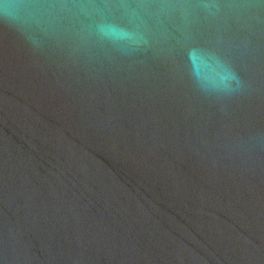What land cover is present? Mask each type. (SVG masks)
<instances>
[{"label":"water","instance_id":"1","mask_svg":"<svg viewBox=\"0 0 264 264\" xmlns=\"http://www.w3.org/2000/svg\"><path fill=\"white\" fill-rule=\"evenodd\" d=\"M0 264H264V0H0Z\"/></svg>","mask_w":264,"mask_h":264}]
</instances>
